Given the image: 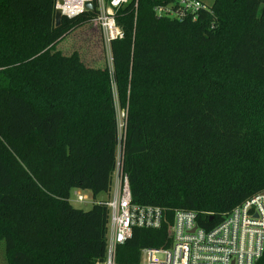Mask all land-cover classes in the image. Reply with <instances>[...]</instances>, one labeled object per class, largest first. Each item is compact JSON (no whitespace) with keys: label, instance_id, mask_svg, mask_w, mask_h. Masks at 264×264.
<instances>
[{"label":"trees","instance_id":"obj_1","mask_svg":"<svg viewBox=\"0 0 264 264\" xmlns=\"http://www.w3.org/2000/svg\"><path fill=\"white\" fill-rule=\"evenodd\" d=\"M168 1L121 7L124 36L94 67L57 48L94 10L57 25L56 0H0L5 264L102 261L109 210L97 197H109L118 163L134 203L170 221L195 212L206 229L264 191V0H201L182 20L156 15ZM74 189L92 192L90 209L73 206ZM170 241L166 226L135 228L117 261Z\"/></svg>","mask_w":264,"mask_h":264},{"label":"built area","instance_id":"obj_2","mask_svg":"<svg viewBox=\"0 0 264 264\" xmlns=\"http://www.w3.org/2000/svg\"><path fill=\"white\" fill-rule=\"evenodd\" d=\"M129 0H56L55 10L62 17L73 18L85 11L96 12L95 22L105 49L124 36L116 14ZM91 2L92 8H86ZM206 8L201 0H169L155 7L156 15L184 19ZM120 136L125 128L126 113L118 110ZM75 191V201L84 203L86 196ZM109 210L106 253L96 264H126L117 261L119 246L132 237L135 228L170 231V245L143 248L140 259L132 264H256L264 252V191H260L234 207L222 222L211 229L199 225L197 214L178 210L172 221L160 206L133 202L127 176L119 163L114 173L110 195L103 202Z\"/></svg>","mask_w":264,"mask_h":264},{"label":"rangeland","instance_id":"obj_3","mask_svg":"<svg viewBox=\"0 0 264 264\" xmlns=\"http://www.w3.org/2000/svg\"><path fill=\"white\" fill-rule=\"evenodd\" d=\"M64 54L70 55L77 51L82 60L94 67H104L111 63V53L102 45V35L99 26L95 22H90L66 36L57 46ZM85 196L86 201L79 203L75 201V191H71L70 200L74 207L88 210L92 207L93 196L89 190L79 189ZM106 193L98 195L97 200H107ZM0 264L4 261V243L0 241Z\"/></svg>","mask_w":264,"mask_h":264},{"label":"water","instance_id":"obj_4","mask_svg":"<svg viewBox=\"0 0 264 264\" xmlns=\"http://www.w3.org/2000/svg\"><path fill=\"white\" fill-rule=\"evenodd\" d=\"M85 6H86V8L91 9L92 8V3L91 2H87ZM55 18H56V24L59 25L60 21L62 19V14H61L60 11H56Z\"/></svg>","mask_w":264,"mask_h":264},{"label":"crops","instance_id":"obj_5","mask_svg":"<svg viewBox=\"0 0 264 264\" xmlns=\"http://www.w3.org/2000/svg\"><path fill=\"white\" fill-rule=\"evenodd\" d=\"M93 199V198H92ZM93 203V202H92Z\"/></svg>","mask_w":264,"mask_h":264}]
</instances>
